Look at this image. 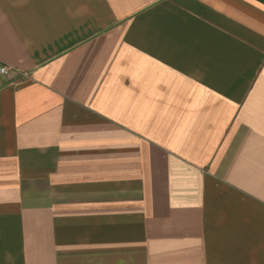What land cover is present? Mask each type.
<instances>
[{
    "label": "crops",
    "instance_id": "0c3cea01",
    "mask_svg": "<svg viewBox=\"0 0 264 264\" xmlns=\"http://www.w3.org/2000/svg\"><path fill=\"white\" fill-rule=\"evenodd\" d=\"M0 264H264V0H0Z\"/></svg>",
    "mask_w": 264,
    "mask_h": 264
},
{
    "label": "built area",
    "instance_id": "2783aa9c",
    "mask_svg": "<svg viewBox=\"0 0 264 264\" xmlns=\"http://www.w3.org/2000/svg\"><path fill=\"white\" fill-rule=\"evenodd\" d=\"M9 73V69L7 67L1 66L0 67V74L7 75Z\"/></svg>",
    "mask_w": 264,
    "mask_h": 264
}]
</instances>
